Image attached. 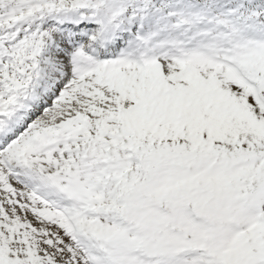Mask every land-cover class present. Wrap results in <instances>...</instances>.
Returning a JSON list of instances; mask_svg holds the SVG:
<instances>
[{"label":"snow or ice","instance_id":"6c2138e0","mask_svg":"<svg viewBox=\"0 0 264 264\" xmlns=\"http://www.w3.org/2000/svg\"><path fill=\"white\" fill-rule=\"evenodd\" d=\"M0 264H264V0H0Z\"/></svg>","mask_w":264,"mask_h":264}]
</instances>
